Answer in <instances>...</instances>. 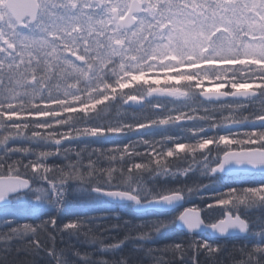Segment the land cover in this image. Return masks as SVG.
Masks as SVG:
<instances>
[{
	"label": "snow or ice",
	"instance_id": "obj_1",
	"mask_svg": "<svg viewBox=\"0 0 264 264\" xmlns=\"http://www.w3.org/2000/svg\"><path fill=\"white\" fill-rule=\"evenodd\" d=\"M176 127L184 135L166 134ZM142 129L163 134L145 139ZM129 133L140 139L119 142ZM197 173L223 190L156 183ZM71 185L89 200L182 210L140 223L58 222ZM202 192L219 211L212 219L184 206ZM252 209L264 210V0H0L4 251L15 242L17 255L43 251L52 264H130L118 254L135 240L150 264H201V255L220 264L219 240L242 235L229 264H264V216L242 214ZM172 224L189 239L147 246ZM113 229L124 236L105 235ZM205 229L211 238L198 235ZM58 236L83 237L93 251L70 240L58 249Z\"/></svg>",
	"mask_w": 264,
	"mask_h": 264
},
{
	"label": "trees",
	"instance_id": "obj_2",
	"mask_svg": "<svg viewBox=\"0 0 264 264\" xmlns=\"http://www.w3.org/2000/svg\"><path fill=\"white\" fill-rule=\"evenodd\" d=\"M162 103H167L165 98H161ZM169 107H172L173 105L169 103ZM141 132L144 134L145 139H149L152 137H156L157 139L160 138V136L163 134L160 130H149V129H142ZM168 135L173 136H181L184 135L182 129L179 127L171 128L166 133ZM137 140L140 139L139 136H137L135 133H129L127 135H122L120 137L119 142H126L127 140ZM90 143L91 147H111L110 144H98L91 141H88ZM82 146V145H78ZM50 163H60V160H50ZM244 183L238 184L237 186H249V183L252 180H259L260 174L256 173L254 176H244L240 178ZM156 183L159 185L168 184L169 186H176L179 184H188L193 185V183H203V184H211L212 187L223 190V185L226 183L225 181H215L213 182L207 177L200 176L198 173L194 175H190L187 178H180L177 181H173L171 179L167 178H157ZM209 193L202 192L200 194L193 193L191 197L189 198V201L187 206H196L199 209L204 210L202 212V215L206 219H212L215 216L219 215L218 210H210L206 208V204L210 202L209 199H207ZM68 203H69V210L68 214L65 216L58 217V222L64 221L66 222L68 219L73 218L72 214H79V215H87L91 217H98L100 219L96 220L95 222L97 224H105V223H111L115 224L117 223L116 217H120L122 220H129L133 221L134 223H140V219L144 220H169L172 217H174L178 211L181 209H172L167 211H155V210H147L142 212H137L133 209V206L129 205L128 207H124L121 204L118 203H109L106 199H85L80 197L79 193L75 191V185H71L69 187L68 191ZM243 215H246L247 218L250 220H257L261 216H264V210L262 209H252L249 210L247 213H242ZM47 218V217H45ZM106 218V221L104 220ZM25 222V221H22ZM106 236H124V232L122 230L113 229L109 233H105ZM198 235L203 236L205 238H211L212 235H210L207 232L204 233H198ZM189 237L187 236V233L176 227V224H172L169 229L165 230L163 234L158 236L153 242L149 243L148 247H162L165 244L172 243L173 241H182L187 240ZM70 240L72 245H75L76 248L81 249L82 251H93L92 247H89L87 244L83 243V237L80 238V240H77L75 237H64V240L61 241L57 239L56 247L64 248L68 241ZM106 242H111L106 241ZM248 241L243 238V236H232L228 238H221L219 240V243L222 244L223 247L228 249V252L222 253L219 257L220 264H229L228 262V254L232 250L233 246L235 245L237 248H239L242 244H246ZM137 243H140L139 241L135 240H129L123 247L122 253L118 255H123L125 257L130 256V264H137V262H140V264H150V261L144 256L143 252H135L133 251L134 247ZM16 247V244L14 242L12 248H10L8 251H4V245L0 244V264H52V261L48 257V255L45 252H40L39 255H30L25 254L21 252L19 255H17L16 251L14 250ZM68 258L70 260H75V257L69 252ZM199 260L201 264H212L211 260H207L204 255H201L199 257Z\"/></svg>",
	"mask_w": 264,
	"mask_h": 264
},
{
	"label": "water",
	"instance_id": "obj_3",
	"mask_svg": "<svg viewBox=\"0 0 264 264\" xmlns=\"http://www.w3.org/2000/svg\"><path fill=\"white\" fill-rule=\"evenodd\" d=\"M185 207H191V206H185ZM133 208L136 211H138V212L147 211V210H154V209H151V208H148V209H136L134 206H133ZM167 210H172V209H167ZM167 210H162V211H167ZM176 227L179 228L177 225H176ZM204 232H208L210 235H212L211 232H210V230H208V229H205V230H203L202 232H199V233H204ZM239 236H242V235H239Z\"/></svg>",
	"mask_w": 264,
	"mask_h": 264
},
{
	"label": "bare ground",
	"instance_id": "obj_4",
	"mask_svg": "<svg viewBox=\"0 0 264 264\" xmlns=\"http://www.w3.org/2000/svg\"><path fill=\"white\" fill-rule=\"evenodd\" d=\"M190 206V205H189ZM134 209V208H133ZM135 210V209H134ZM136 211V210H135ZM138 212V211H137Z\"/></svg>",
	"mask_w": 264,
	"mask_h": 264
}]
</instances>
